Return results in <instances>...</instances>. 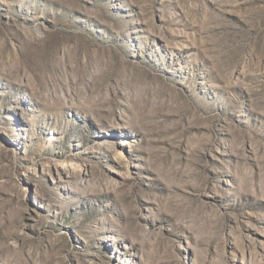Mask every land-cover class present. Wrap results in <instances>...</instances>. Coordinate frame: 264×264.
I'll return each instance as SVG.
<instances>
[{
  "label": "rangeland",
  "instance_id": "1",
  "mask_svg": "<svg viewBox=\"0 0 264 264\" xmlns=\"http://www.w3.org/2000/svg\"><path fill=\"white\" fill-rule=\"evenodd\" d=\"M0 264H264V0H0Z\"/></svg>",
  "mask_w": 264,
  "mask_h": 264
}]
</instances>
